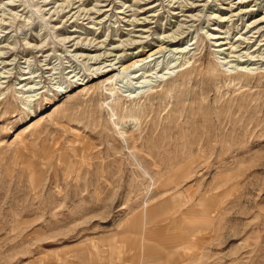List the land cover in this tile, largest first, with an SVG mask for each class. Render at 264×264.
<instances>
[{
    "label": "rangeland",
    "instance_id": "rangeland-1",
    "mask_svg": "<svg viewBox=\"0 0 264 264\" xmlns=\"http://www.w3.org/2000/svg\"><path fill=\"white\" fill-rule=\"evenodd\" d=\"M263 18L0 0V264H264Z\"/></svg>",
    "mask_w": 264,
    "mask_h": 264
},
{
    "label": "bare ground",
    "instance_id": "bare-ground-1",
    "mask_svg": "<svg viewBox=\"0 0 264 264\" xmlns=\"http://www.w3.org/2000/svg\"><path fill=\"white\" fill-rule=\"evenodd\" d=\"M240 3H243V2H240ZM245 3V2H244ZM133 21V20H132ZM262 21H264V18L260 21V23L262 22ZM257 23V22H256ZM139 24V23H138ZM216 37V36H215ZM218 39H221L220 37L218 38ZM170 42V41H169ZM168 42V43H169ZM172 42V41H171ZM170 42V43H171ZM245 42V41H244ZM132 45H136V44H133V42L131 43ZM132 45H130L131 47H132ZM223 45V44H222ZM127 46V45H126ZM261 46H263V45H261ZM119 49V48H118ZM239 61V60H238ZM249 61V60H248ZM254 61V60H253ZM242 62V61H241ZM247 62V61H246ZM109 67H111V66H109ZM101 70V69H100ZM114 69L112 68L111 70H107V71H113ZM246 72V71H245ZM167 75H169V73L167 74ZM164 79V78H163Z\"/></svg>",
    "mask_w": 264,
    "mask_h": 264
}]
</instances>
